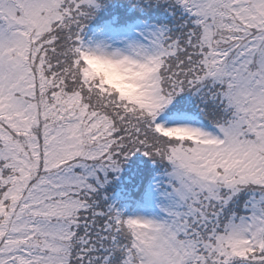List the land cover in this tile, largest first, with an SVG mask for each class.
I'll use <instances>...</instances> for the list:
<instances>
[{"label":"snow or ice","instance_id":"snow-or-ice-1","mask_svg":"<svg viewBox=\"0 0 264 264\" xmlns=\"http://www.w3.org/2000/svg\"><path fill=\"white\" fill-rule=\"evenodd\" d=\"M0 264H264V0H0Z\"/></svg>","mask_w":264,"mask_h":264}]
</instances>
